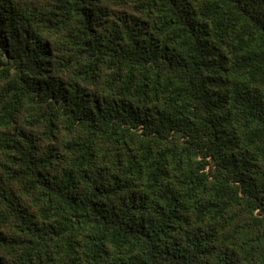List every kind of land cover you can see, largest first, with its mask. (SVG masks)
Listing matches in <instances>:
<instances>
[{"label":"trees","instance_id":"1","mask_svg":"<svg viewBox=\"0 0 264 264\" xmlns=\"http://www.w3.org/2000/svg\"><path fill=\"white\" fill-rule=\"evenodd\" d=\"M0 264H264V0H0Z\"/></svg>","mask_w":264,"mask_h":264}]
</instances>
